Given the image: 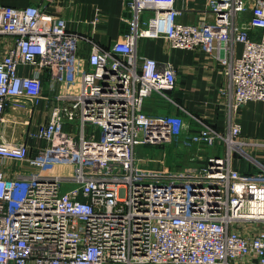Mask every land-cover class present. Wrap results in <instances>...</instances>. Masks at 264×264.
<instances>
[{
	"label": "built area",
	"instance_id": "1",
	"mask_svg": "<svg viewBox=\"0 0 264 264\" xmlns=\"http://www.w3.org/2000/svg\"><path fill=\"white\" fill-rule=\"evenodd\" d=\"M36 1L0 6V35L16 39L0 58V165L33 169L10 178L0 168V264H264V164L245 151L238 123L226 134L203 123L185 133L181 117L147 114L153 94L171 101L177 71L138 51L141 39H164L215 57L238 112L264 101V0H126L128 33L107 49L93 44L86 67L77 56L86 39ZM186 13L199 21L181 22ZM21 66L36 72L21 75ZM44 74L51 92L62 90L30 135L43 144L7 140V109L39 102ZM168 143H223L226 154L182 171L148 166L140 146ZM236 155L258 172L241 173Z\"/></svg>",
	"mask_w": 264,
	"mask_h": 264
},
{
	"label": "crops",
	"instance_id": "2",
	"mask_svg": "<svg viewBox=\"0 0 264 264\" xmlns=\"http://www.w3.org/2000/svg\"><path fill=\"white\" fill-rule=\"evenodd\" d=\"M125 3L126 0H45L44 7L51 14L63 18L70 32L86 39L80 43L77 53L78 59L86 67L93 44L107 49L128 33L129 27L124 21L128 16ZM36 4V0H0V6L15 8H26ZM193 4L191 2L188 6H194ZM196 4L202 6L203 2L198 1ZM177 6L185 8L186 4L178 1ZM199 19L198 14L189 13L179 18L181 22L187 23H197ZM15 40L13 36L0 35V58L14 46ZM232 48L234 57L242 55L244 50L242 43H234ZM138 51L139 55L156 59L160 63H172L177 71L176 88L166 93L171 101L166 100L163 95L153 94L144 105L147 114L181 117L185 133L198 132L203 123L219 133L226 134L231 123H238L241 127V139L247 143L245 151L264 164V101H251L240 111H233L231 82L215 57L201 49H172L164 39H141L138 43ZM35 72L36 70L31 66L19 68V73L24 76H33ZM61 90V85L57 84L56 90L51 92L44 74V91L39 102L34 103L22 98L14 100L7 109L2 128L5 138L13 142L26 140L34 147L42 145L43 143H38L30 135L36 131L40 123L50 119L53 109L57 106L54 96ZM73 90L77 91V87ZM20 124L23 126V131L19 134L21 138L19 136L16 138L12 126L14 125L15 128ZM66 129L68 130L69 126ZM171 145L164 148L163 159H159V162L164 160V163H161L163 166L174 161L176 167L178 164L183 165V162L186 163V167H197L206 163L204 157L210 153L215 152L221 156L226 154L223 143L218 144L214 149L204 151L199 150L198 145L179 147V149ZM233 165L246 175H254L258 172L257 167L238 155L234 156ZM0 168L10 178L33 171L15 161H7L4 165H0Z\"/></svg>",
	"mask_w": 264,
	"mask_h": 264
},
{
	"label": "rangeland",
	"instance_id": "3",
	"mask_svg": "<svg viewBox=\"0 0 264 264\" xmlns=\"http://www.w3.org/2000/svg\"><path fill=\"white\" fill-rule=\"evenodd\" d=\"M14 129V132H15V135L17 136L16 138H18V136L20 137V132L23 131V126L20 124L18 126H15L14 128V125L12 126ZM10 133V132H9ZM8 134V133H7ZM87 134H89V130H87ZM100 136V132H98L96 134V137L99 138ZM21 138V137H20ZM170 143L168 144H159V145H141L139 150H140V153L141 155L145 158V160L147 161V164L152 166V167H156V168H159V167H166V166H169L168 169L169 170H172V171H180V170H184L185 168H187L185 165L186 163L183 162L181 164H178V166H174L176 165L174 163V161L172 163H170L169 165H165L164 166L162 165L164 163V160H161L159 162V159H163V154H164V150L166 149L167 146H169ZM173 145V144H172ZM171 145V146H172ZM175 146V145H173ZM176 147V146H175ZM165 148V149H164ZM168 148V147H167ZM185 161H186V157H185ZM162 163V164H161ZM190 166V165H188ZM51 172H54L53 170Z\"/></svg>",
	"mask_w": 264,
	"mask_h": 264
}]
</instances>
